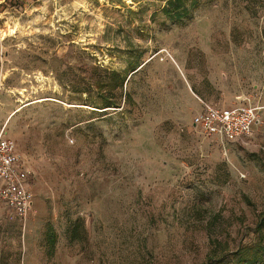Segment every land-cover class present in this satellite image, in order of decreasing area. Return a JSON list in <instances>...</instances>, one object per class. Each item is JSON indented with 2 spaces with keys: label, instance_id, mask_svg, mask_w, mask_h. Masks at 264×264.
Returning a JSON list of instances; mask_svg holds the SVG:
<instances>
[{
  "label": "rangeland",
  "instance_id": "obj_1",
  "mask_svg": "<svg viewBox=\"0 0 264 264\" xmlns=\"http://www.w3.org/2000/svg\"><path fill=\"white\" fill-rule=\"evenodd\" d=\"M166 3L0 0V131L34 194L0 264H264V0ZM247 98L244 139L193 127Z\"/></svg>",
  "mask_w": 264,
  "mask_h": 264
},
{
  "label": "built area",
  "instance_id": "obj_2",
  "mask_svg": "<svg viewBox=\"0 0 264 264\" xmlns=\"http://www.w3.org/2000/svg\"><path fill=\"white\" fill-rule=\"evenodd\" d=\"M260 107L250 98L229 107L202 101V109L192 125L207 136L224 140H242L248 136L259 117ZM34 211V194L29 187L25 167L16 142L0 131V222L26 223Z\"/></svg>",
  "mask_w": 264,
  "mask_h": 264
},
{
  "label": "trees",
  "instance_id": "obj_3",
  "mask_svg": "<svg viewBox=\"0 0 264 264\" xmlns=\"http://www.w3.org/2000/svg\"><path fill=\"white\" fill-rule=\"evenodd\" d=\"M188 1L190 0H167L166 6L163 10L172 18L181 19L182 17L185 16V13L187 12L186 2ZM259 227L262 230V228L264 227V219L261 221ZM256 252L257 253L254 252L251 253V260L256 261L257 254L260 256L264 254V245L259 244L258 247H256ZM247 262H251V261H247ZM218 263H219L218 259H212V258H209V261L207 262V264H218Z\"/></svg>",
  "mask_w": 264,
  "mask_h": 264
},
{
  "label": "bare ground",
  "instance_id": "obj_4",
  "mask_svg": "<svg viewBox=\"0 0 264 264\" xmlns=\"http://www.w3.org/2000/svg\"><path fill=\"white\" fill-rule=\"evenodd\" d=\"M126 1H128V2H130L131 0H126ZM9 33H12L13 31H14V28L12 27V28H8V30H7ZM19 93V92H18ZM21 94V93H20ZM20 102H24V100H22V99H20Z\"/></svg>",
  "mask_w": 264,
  "mask_h": 264
}]
</instances>
